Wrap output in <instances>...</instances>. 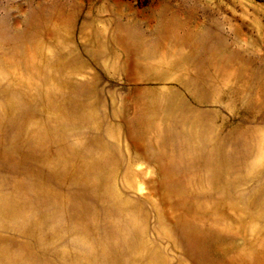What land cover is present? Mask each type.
Instances as JSON below:
<instances>
[{"label": "rangeland", "instance_id": "obj_1", "mask_svg": "<svg viewBox=\"0 0 264 264\" xmlns=\"http://www.w3.org/2000/svg\"><path fill=\"white\" fill-rule=\"evenodd\" d=\"M0 69V264H264V0H0Z\"/></svg>", "mask_w": 264, "mask_h": 264}, {"label": "bare ground", "instance_id": "obj_2", "mask_svg": "<svg viewBox=\"0 0 264 264\" xmlns=\"http://www.w3.org/2000/svg\"><path fill=\"white\" fill-rule=\"evenodd\" d=\"M0 75L3 76V77H5V74L1 71V69H0Z\"/></svg>", "mask_w": 264, "mask_h": 264}]
</instances>
